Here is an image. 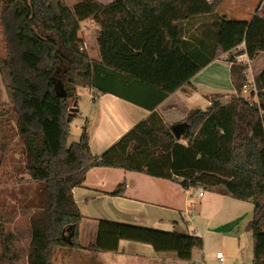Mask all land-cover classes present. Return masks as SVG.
<instances>
[{"label": "trees", "instance_id": "obj_1", "mask_svg": "<svg viewBox=\"0 0 264 264\" xmlns=\"http://www.w3.org/2000/svg\"><path fill=\"white\" fill-rule=\"evenodd\" d=\"M221 2L168 0L140 16L128 0H78L72 7L64 0H0V77L7 96L0 119L19 138L24 172L41 185L35 197L19 204L21 213L30 212L26 245L19 244L23 228L6 230L8 218L0 214V264H51L57 248H81L82 215L71 190L83 184L92 167L144 172L184 189L217 190L250 201L251 264H264V102L240 95L246 64L231 55L239 45L236 53L248 59L264 52V12L256 10L248 20L231 19L220 14ZM208 15L212 20L203 22ZM198 16L201 30L186 37L183 22ZM86 19L99 25L100 60L88 55L78 35ZM223 53H228L235 95L222 102L214 94L207 107L190 109L179 120L186 126L176 137L155 107ZM253 81L262 97L264 70ZM79 86L114 94L149 113L100 154L90 151L86 121L78 140L68 145ZM0 150L7 151L2 139ZM124 189L121 182L112 193ZM120 239L175 252L184 261L203 245L194 233L101 219L88 249L114 251Z\"/></svg>", "mask_w": 264, "mask_h": 264}, {"label": "crops", "instance_id": "obj_2", "mask_svg": "<svg viewBox=\"0 0 264 264\" xmlns=\"http://www.w3.org/2000/svg\"><path fill=\"white\" fill-rule=\"evenodd\" d=\"M96 1L106 4L113 0ZM128 2L138 15L147 16L154 9L167 4L168 0ZM74 3L73 0L69 3L66 1L70 7ZM200 21L201 19L196 23L192 20L189 23L184 21V35L188 37L196 28L195 24H199ZM84 22H89L81 28L84 48L92 59L100 60L96 39L99 25L92 19H86ZM90 26L94 29L85 32ZM89 45L93 46L92 54L88 52ZM229 66L230 62L227 59L223 60V57L213 59L187 83L158 103L155 110L166 123L171 124L183 119L192 108L207 107L211 95L226 96L234 93ZM80 88L85 89L90 98L88 116L84 121L87 122L88 145L94 155L100 154L149 113L148 109L140 105L111 93L97 92L91 87L79 86L76 93ZM76 104L77 115L82 117L83 107L79 105L78 95ZM78 138L79 135L77 137L68 135L67 144ZM121 182H125L123 193L113 194ZM196 190L193 192L190 188L184 189L174 181L150 176L144 172L113 167H92L86 173L83 184L71 190L82 215L78 225V242L81 248H57L51 264H188V261L179 259L175 252H156L148 243L126 239H120L114 251L95 252L88 249V246L97 239L101 219L199 235L203 239V245L201 248L192 249L190 261L196 264H209L208 258L211 253L207 250V240L216 234L212 220L217 217L226 221L224 227L227 230L224 232L237 234L242 218L247 215V210L252 213L250 209L252 207L245 208L240 200L217 190L203 189L201 196L197 194L199 188ZM245 202L252 206L250 201ZM193 206H196L195 211ZM222 254L224 259L219 261L216 257L215 264H251V255L249 261L242 260L239 256L231 261L224 253Z\"/></svg>", "mask_w": 264, "mask_h": 264}, {"label": "rangeland", "instance_id": "obj_3", "mask_svg": "<svg viewBox=\"0 0 264 264\" xmlns=\"http://www.w3.org/2000/svg\"><path fill=\"white\" fill-rule=\"evenodd\" d=\"M66 1L67 3H69L71 0H64L65 3ZM76 1L78 0H73V2ZM220 4H221L219 8L220 14H225V16L231 19L233 18L249 19L254 15L256 10H259L260 12H264V0H222ZM200 19L201 17H197L192 21L196 23ZM207 20L211 21L212 17H210V15L204 17L203 22H208ZM88 23L89 22H84V21L80 22V30L78 32V35L80 37L82 36L81 28H84L86 25H88ZM201 23H202V19L199 24H195L196 28H194V30L191 32L194 34L199 33V31L202 28ZM91 26L88 29H85V32H87V30L92 31L94 28ZM189 31L190 30H188V32ZM241 48L242 45H239L236 49H233L231 51V55L235 54V60L237 63L246 64V69L244 70V73L247 76L246 83L252 80L253 78L257 82V76L259 75V72L261 70H264V53H259V55L255 59L254 58L248 59L244 57L242 54L236 53ZM92 51H93V46L89 45L88 52L92 54ZM0 53L1 54L4 53L2 49L1 34H0ZM227 56L228 53H223L221 56L218 57L219 58L223 57V60H226ZM260 92L264 93V89H261ZM258 94L259 93H257L256 88L253 91L252 89H248L246 93H244L243 91L240 93V95H242L244 98L249 99L251 101L256 102L260 98L261 102H264V94H262V97H259ZM77 95L79 97V105H82L83 107V115L82 117L76 115L68 123L69 136H74V137H77L79 135L80 127L85 122L84 120L86 116H88L89 100H90L88 93L83 88L78 89ZM233 95H235V92L226 96L221 95L220 100L222 102H228V100H230L231 96ZM6 102H7V96L0 77V109L1 106ZM70 103L71 106L73 107L72 102ZM2 120L3 119H0L1 130H3V132L0 133V140L2 139L4 142H6L7 151L2 152L0 150V206L3 210H8L9 212L4 213L3 210H0V214L2 215L3 218H8V222L5 224L6 230H10L16 227L23 228L21 239L19 240V244L21 246H24L27 243L26 229L28 226V218L30 212L21 213V208L19 204L23 203L24 201L30 198L32 199L33 197H35L41 185L31 181L30 176L26 172H24L23 155L20 152L21 144L19 143V138L13 135L14 131L11 130L14 129L10 128L8 124L2 122ZM21 178H23L25 181L22 183H18V181ZM240 201L243 202L245 208L252 207L248 202H245L244 200H240ZM193 208L195 211L196 206H193ZM28 211H31V209ZM244 211L245 210H243V212ZM251 215H252L251 211L247 210V215H245L242 218V221L240 222L241 223L239 228L240 230L238 231L237 234L236 233L229 234L224 232L227 230V228L224 227L226 221L221 220L220 218L217 219V217L214 220H212L211 223L214 224V229H216L214 233L219 235L217 236L215 234L214 236H212L211 239L207 240V250L210 251L209 253H211V256H209L208 258L209 264H215L216 262L215 253L217 250L223 251L222 253L225 254V257L230 259L231 261L232 259L236 260L237 256H239V258L242 260L246 259V261H249L250 255L252 256L253 240H252L251 231L246 228V224L251 218ZM215 225L219 228L215 227ZM223 233L224 235H221Z\"/></svg>", "mask_w": 264, "mask_h": 264}, {"label": "built area", "instance_id": "obj_4", "mask_svg": "<svg viewBox=\"0 0 264 264\" xmlns=\"http://www.w3.org/2000/svg\"><path fill=\"white\" fill-rule=\"evenodd\" d=\"M242 55L247 58V56H246L245 53H243ZM248 89H252V91L255 89L253 79L244 84L242 91L244 93H246V91ZM190 189H192L193 192L197 191L196 190L197 188H194V189L193 188H190ZM197 194H198V196H201L203 194V189L202 188H199ZM216 257L219 259V261H222L224 259L222 252H216ZM188 264H196V263H194L192 261H188Z\"/></svg>", "mask_w": 264, "mask_h": 264}, {"label": "water", "instance_id": "obj_5", "mask_svg": "<svg viewBox=\"0 0 264 264\" xmlns=\"http://www.w3.org/2000/svg\"><path fill=\"white\" fill-rule=\"evenodd\" d=\"M185 126H186V122L184 121H177V122L170 124V128L176 137H180V135L184 131Z\"/></svg>", "mask_w": 264, "mask_h": 264}]
</instances>
